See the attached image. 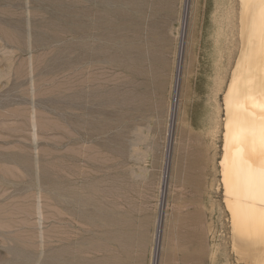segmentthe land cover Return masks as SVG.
Masks as SVG:
<instances>
[{"label":"rangeland","instance_id":"obj_1","mask_svg":"<svg viewBox=\"0 0 264 264\" xmlns=\"http://www.w3.org/2000/svg\"><path fill=\"white\" fill-rule=\"evenodd\" d=\"M241 48L239 0H0V264H244L219 174Z\"/></svg>","mask_w":264,"mask_h":264},{"label":"bare ground","instance_id":"obj_2","mask_svg":"<svg viewBox=\"0 0 264 264\" xmlns=\"http://www.w3.org/2000/svg\"><path fill=\"white\" fill-rule=\"evenodd\" d=\"M239 7L242 48L223 96L219 174L233 252L244 264H264V0Z\"/></svg>","mask_w":264,"mask_h":264}]
</instances>
